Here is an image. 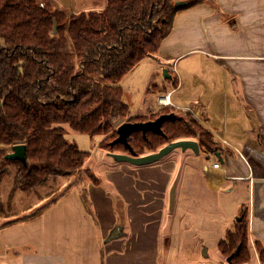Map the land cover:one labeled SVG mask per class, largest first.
Segmentation results:
<instances>
[{"label":"crops","instance_id":"1","mask_svg":"<svg viewBox=\"0 0 264 264\" xmlns=\"http://www.w3.org/2000/svg\"><path fill=\"white\" fill-rule=\"evenodd\" d=\"M142 61L120 83L132 112L143 116L158 106V95L170 93L172 105L162 108L193 112L221 148H177L146 165L108 160L103 176L93 172L99 182L60 186L36 197L34 212L27 205L0 215V264H210L211 254V264H232L220 243L243 219L250 259L240 264H262L256 243L264 246V0L185 8L158 52ZM139 73L145 80L134 106ZM117 227L121 233L110 238Z\"/></svg>","mask_w":264,"mask_h":264},{"label":"trees","instance_id":"2","mask_svg":"<svg viewBox=\"0 0 264 264\" xmlns=\"http://www.w3.org/2000/svg\"><path fill=\"white\" fill-rule=\"evenodd\" d=\"M177 1L187 5L177 7ZM204 2L108 0L103 11L69 14L53 0H0V215L17 214L13 201L18 192L41 199L59 189L61 178L78 177L91 153L68 140L65 125L102 136L100 147L111 153L120 148L129 152L123 144L112 145L122 123L174 113L177 119L164 122L163 135L131 136L137 155L181 139H196L209 153L221 148L212 131L188 112L166 108L151 118L131 115L120 84L143 59L158 52L181 10ZM21 144L27 147L28 164L5 159L8 149ZM8 166L15 170L6 173ZM85 172L99 182L91 169ZM7 176L12 186L5 202L1 184ZM78 181L84 184L82 178ZM220 248L233 256L232 264L250 259L245 219ZM256 248L264 264V246L256 243Z\"/></svg>","mask_w":264,"mask_h":264},{"label":"rangeland","instance_id":"3","mask_svg":"<svg viewBox=\"0 0 264 264\" xmlns=\"http://www.w3.org/2000/svg\"><path fill=\"white\" fill-rule=\"evenodd\" d=\"M59 1L61 2V4H60L61 8L64 9L65 11H67L69 14L78 13V12H82V11L90 12V10L91 11L92 10L103 11L107 5L106 3H104L105 0H85V2H82V4H78L77 0H59ZM57 5H58V3H57ZM57 32H58V28H57ZM142 62L144 63L143 67H142L144 70L146 64L150 63V61L148 59V60H145ZM140 65L139 66L137 65L136 66L137 68L135 67L136 69L134 68L135 70L133 72H131L128 77H131V75L134 76L136 73L135 71H138ZM142 73H144V72H142ZM138 78L139 79L137 80V82L134 86L135 87V89L133 91L134 94L132 93L130 96V100H131L132 104H134V106H136L135 102L139 96V93H138L139 89L145 80V78L143 77V75L141 73H139ZM125 88H127V89L129 88L127 83L125 84ZM162 109L163 108L161 106H157L154 109L150 110L149 112H146V114L143 115V117L144 118L154 117ZM170 109H173L175 111H179L178 109H174V108H170ZM138 110L142 111L141 109L135 108V112H137V114L133 113L131 110V115L141 116ZM179 112H181L180 113L181 115H185V112L186 113L188 112V114L193 115L198 121H200L202 123V121L199 118H197L193 112H191L189 110L179 111ZM183 117L186 118V116H183ZM187 118L190 121H192V119H193V118L191 119L189 115L187 116ZM126 122H128V121H126ZM64 127L67 130L66 131V137L68 138V140L78 144V146L80 147L81 150L90 152L91 156H90V158H88L86 160V162L84 164V168L78 174L77 178H76V176L71 177V178H61V180L59 181L58 187L61 186L62 188L63 187L66 188V185L72 186V185H74L75 182L76 183L79 182L78 179H81V178L84 181V183L89 182L90 179H89L87 173L85 172L86 169H91L93 172L98 174L100 177L103 176V166H105L107 164L108 160L110 161V160H115V159L107 156L108 154L111 155V152H107V154H106V152H104V150L105 151H107V150L100 147L99 144L102 141V136L92 137V136L85 134V133H80V132H76L74 130H70V127L68 125H65ZM161 148H159V150ZM12 151H13L12 149H8L9 153ZM118 152H124V151L122 148H120ZM125 153L129 154V152H125ZM102 156H104V157H102ZM14 170H15V167L8 166V169H6L5 172L7 173L9 171H14ZM11 186H12L11 177H8V176L5 177L3 183L1 184V187H2L1 195H2V198L5 202L8 199V195L11 191ZM15 200L16 201H15V204L13 206V211L16 209L18 211L16 213L22 212V207L27 206V205L33 206V210H31L30 212H27V213H31V212L36 211L39 208V205H41L39 200L35 196H29L23 192H20L17 195ZM19 209H21V210H19ZM25 214H26V212L20 213L21 216H23ZM216 259H217V257L215 256V254H211L210 258H209V260H207V262H209L211 264V263L215 262Z\"/></svg>","mask_w":264,"mask_h":264},{"label":"water","instance_id":"4","mask_svg":"<svg viewBox=\"0 0 264 264\" xmlns=\"http://www.w3.org/2000/svg\"><path fill=\"white\" fill-rule=\"evenodd\" d=\"M187 5L186 1H177L176 6L181 7ZM57 21H55L54 34L57 33ZM164 76L166 78H170L168 74V70H164ZM177 116L174 113L162 114L155 120L149 121H140V122H124L117 128L118 137L112 142L114 144H123L128 150L129 154L122 153H111V156L119 162H129L134 165H146L159 161L164 156L171 153L173 150L177 148H181L183 150L192 149L196 153L200 152L199 142L191 139H181L177 141H173L165 146H163L159 151L152 152L149 154H145L142 156L137 155L134 151L132 145L130 144V138L135 132H143L146 135L148 132H153L159 135H163L164 131L162 126L167 120H176ZM7 160H21L25 164H28V154L26 145H16L13 148V151L8 153L5 157ZM176 187L177 182L174 183L171 193H170V208L174 207V203L176 200ZM121 233V228L117 227L115 231L112 233L110 238H114ZM232 257L228 258L229 262H232Z\"/></svg>","mask_w":264,"mask_h":264},{"label":"built area","instance_id":"5","mask_svg":"<svg viewBox=\"0 0 264 264\" xmlns=\"http://www.w3.org/2000/svg\"><path fill=\"white\" fill-rule=\"evenodd\" d=\"M157 104L158 106H161V107H168L172 105L171 100H170V93H163V94L158 95ZM219 166H220L219 162L214 163V168H219Z\"/></svg>","mask_w":264,"mask_h":264},{"label":"bare ground","instance_id":"6","mask_svg":"<svg viewBox=\"0 0 264 264\" xmlns=\"http://www.w3.org/2000/svg\"><path fill=\"white\" fill-rule=\"evenodd\" d=\"M171 92V91H170ZM248 156V155H247ZM255 169V168H254Z\"/></svg>","mask_w":264,"mask_h":264}]
</instances>
